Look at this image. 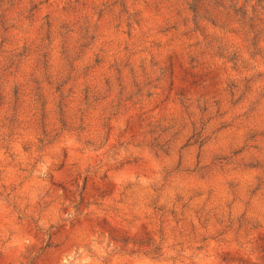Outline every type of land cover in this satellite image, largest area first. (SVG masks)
Returning a JSON list of instances; mask_svg holds the SVG:
<instances>
[{"label": "rangeland", "instance_id": "rangeland-1", "mask_svg": "<svg viewBox=\"0 0 264 264\" xmlns=\"http://www.w3.org/2000/svg\"><path fill=\"white\" fill-rule=\"evenodd\" d=\"M0 264H264V0H0Z\"/></svg>", "mask_w": 264, "mask_h": 264}]
</instances>
